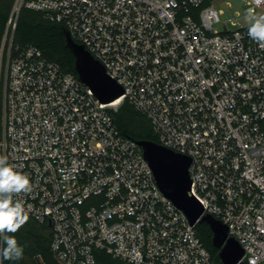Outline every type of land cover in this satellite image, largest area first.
Masks as SVG:
<instances>
[{
  "label": "built area",
  "instance_id": "obj_1",
  "mask_svg": "<svg viewBox=\"0 0 264 264\" xmlns=\"http://www.w3.org/2000/svg\"><path fill=\"white\" fill-rule=\"evenodd\" d=\"M212 1L18 0L63 24L124 88L102 103L35 45L11 43L0 68V155L30 177L14 199L52 220L61 264H97L96 249L134 264H215L114 122L126 100L159 144L190 157L191 192L243 248L237 264H264V47L238 19L214 30Z\"/></svg>",
  "mask_w": 264,
  "mask_h": 264
},
{
  "label": "trees",
  "instance_id": "obj_2",
  "mask_svg": "<svg viewBox=\"0 0 264 264\" xmlns=\"http://www.w3.org/2000/svg\"><path fill=\"white\" fill-rule=\"evenodd\" d=\"M17 0H0V68L5 64L10 45L7 40L10 28L13 30L12 51L17 47L35 45L39 47L50 60L56 61L70 72L78 75L75 70V56L66 41V28L63 24L52 22L42 12L22 6L19 15L14 20V7ZM16 23L15 29L11 21ZM3 81V71L1 83ZM114 122L122 134L136 142L150 140L158 143L150 120L138 112L127 100L118 111H112ZM28 216L14 235L18 243L23 246V256L18 260H7L0 252V264H61L52 250L53 229L49 223H40ZM196 231L204 246L208 249L215 264H222L220 249L214 245V232L211 226L203 222L196 227ZM2 246V237H0ZM97 264H134L114 257L104 249L94 251Z\"/></svg>",
  "mask_w": 264,
  "mask_h": 264
},
{
  "label": "water",
  "instance_id": "obj_3",
  "mask_svg": "<svg viewBox=\"0 0 264 264\" xmlns=\"http://www.w3.org/2000/svg\"><path fill=\"white\" fill-rule=\"evenodd\" d=\"M67 46L75 56V70L80 80L89 86L102 103H113L124 94V88L110 77L104 65L81 44L76 43L66 29ZM144 156L154 171L162 192L184 212L190 223L197 227L208 223L213 232V242L220 249L222 264H237L244 254L241 245L228 235V228L210 214L204 215V208L191 192L189 167L190 157L176 153L161 144L140 140ZM52 225V220H49Z\"/></svg>",
  "mask_w": 264,
  "mask_h": 264
},
{
  "label": "clouds",
  "instance_id": "obj_4",
  "mask_svg": "<svg viewBox=\"0 0 264 264\" xmlns=\"http://www.w3.org/2000/svg\"><path fill=\"white\" fill-rule=\"evenodd\" d=\"M246 21L248 35L264 47V14H258L249 8ZM30 190V177L9 163L7 155H0V252L4 259L10 261L22 258L24 250L17 238L8 234L16 233L28 219L24 203L20 199H14V196Z\"/></svg>",
  "mask_w": 264,
  "mask_h": 264
},
{
  "label": "rangeland",
  "instance_id": "obj_5",
  "mask_svg": "<svg viewBox=\"0 0 264 264\" xmlns=\"http://www.w3.org/2000/svg\"><path fill=\"white\" fill-rule=\"evenodd\" d=\"M18 2V0H17ZM16 2V5H17ZM213 6L219 11V21L214 23L213 29L216 31H223L227 27L233 29L232 20L238 19L242 22L244 26H248L246 21V13L249 8L254 9L258 14H264V8L256 7L248 4L242 0H213ZM16 5L14 7V20L17 19L20 9L17 10ZM14 20H12L11 25L13 26ZM13 30L10 28V32L7 36L8 44L11 46L12 43Z\"/></svg>",
  "mask_w": 264,
  "mask_h": 264
}]
</instances>
